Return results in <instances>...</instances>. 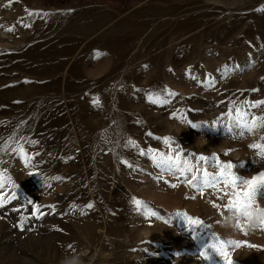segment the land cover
I'll return each mask as SVG.
<instances>
[{
    "label": "rangeland",
    "instance_id": "374dc122",
    "mask_svg": "<svg viewBox=\"0 0 264 264\" xmlns=\"http://www.w3.org/2000/svg\"><path fill=\"white\" fill-rule=\"evenodd\" d=\"M261 118L264 0H0V264H264Z\"/></svg>",
    "mask_w": 264,
    "mask_h": 264
},
{
    "label": "snow or ice",
    "instance_id": "6c2138e0",
    "mask_svg": "<svg viewBox=\"0 0 264 264\" xmlns=\"http://www.w3.org/2000/svg\"><path fill=\"white\" fill-rule=\"evenodd\" d=\"M262 122H264V118H261ZM261 127H264V123L260 125ZM201 159H205L204 157H201ZM227 167L231 168V165H228ZM223 174V173H222ZM207 175V173H205ZM234 186L236 185V180L233 179L230 181ZM243 184L246 185V189L243 190V201L237 200L233 203V207H242L246 208L251 205V203L259 196L260 198H264V174L261 176L256 177L253 180H247L243 181ZM239 196V194H237ZM137 204H140V201H136ZM151 215H155V213H151ZM194 223H199L198 221ZM237 246H239V242H237ZM210 247L215 248V245H211Z\"/></svg>",
    "mask_w": 264,
    "mask_h": 264
}]
</instances>
